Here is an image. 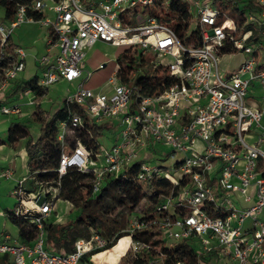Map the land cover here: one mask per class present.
<instances>
[{
    "label": "built area",
    "instance_id": "2783aa9c",
    "mask_svg": "<svg viewBox=\"0 0 264 264\" xmlns=\"http://www.w3.org/2000/svg\"><path fill=\"white\" fill-rule=\"evenodd\" d=\"M177 1L188 5L190 28H196L200 37L196 47L182 45L153 16H127L136 4L151 5L154 0H30L18 3L13 17L0 22V60L9 48L7 38L19 24L39 23L46 28L45 52L36 57L37 84L44 89L58 81L74 86L63 100L68 116L56 132L61 147L58 174L67 169L91 174L92 193L100 190L106 177H126L133 166L138 180L169 181L171 192L155 205L154 217L132 218L131 232L154 225L171 241L193 240L196 264H208L211 257L216 264L218 258L224 264H264V28L260 38L252 37V27L264 26V8H243L247 28L237 32L235 21L217 2L238 0ZM247 1L239 0L238 5ZM255 1L264 7V0ZM97 41L116 47L135 44L142 54L155 53V63L166 67L174 82L158 94H143L135 78L148 76L146 68L123 81L116 63L101 84L85 86L92 75L83 68L85 49ZM226 45L244 56L234 68L221 65V57L232 53L223 52ZM12 54L0 77V115L8 119L22 115L23 103L3 95L24 70L27 53L14 47ZM252 87L260 90L262 104L247 100ZM21 96L34 104L30 89ZM104 121L115 132L109 147L99 142L92 152L80 141L70 146L67 137L75 129ZM157 144L169 152L153 163L149 150ZM0 177L12 179L13 171L3 168ZM32 178L27 174L15 180L12 213L31 218L35 237L25 242L0 232V259L6 264H87L83 256L91 257L93 250L105 245L104 239L96 234L79 237L66 253L45 249L43 224L58 187L35 181L38 186L31 189L24 184ZM128 236L133 253L148 247ZM158 254L162 261L163 254Z\"/></svg>",
    "mask_w": 264,
    "mask_h": 264
},
{
    "label": "trees",
    "instance_id": "16d2710c",
    "mask_svg": "<svg viewBox=\"0 0 264 264\" xmlns=\"http://www.w3.org/2000/svg\"><path fill=\"white\" fill-rule=\"evenodd\" d=\"M30 0H0V6L3 8V18L9 20L13 17L15 7L18 3L26 4ZM239 0L235 4L217 2L220 10L236 23L237 32H242L247 27L243 25L244 17L242 10L248 7L253 10H261L262 7L255 0H248L244 6L238 5ZM127 16L131 14L137 15L139 18L148 14L169 29L178 38L179 42L184 46L196 47L200 44L198 30L191 29L193 18L188 11V5L185 2L171 0L168 5L164 4V0H154L151 5L136 4L126 11ZM36 18L40 17L39 12H34ZM262 27H252L253 38H260V29ZM8 50L5 58L0 60V69L10 63L13 59V44L10 36L7 38ZM121 48L116 55V63L119 65L121 78L128 81L132 78L133 73L140 69L146 68L149 75H137L135 78L136 88L143 94L154 95L162 92L170 84L174 82V78L169 75L168 69L160 64L155 63L154 53L142 54L135 44L118 46ZM223 52L235 53L236 50L228 45L223 47ZM1 77V72H0ZM12 82V81H11ZM14 85L7 94L8 98H19L26 89H30L34 93V106L32 117L39 124L38 136L35 140L26 131L24 140V148L27 154V174L33 178L26 182L27 187L31 189L37 188L35 181L45 186L58 187L57 199L69 202L77 214L62 223H49L44 220L43 228L45 232L44 248L49 250L53 248L59 253H66L73 247V242L79 237H89L96 234L101 238H107L102 248L95 249L93 254V264H196L197 255L195 253V244L193 240L178 241L169 245L160 244L154 239L159 234L157 227H151L136 230L135 232H127L124 229V223H118L116 220H107L102 218L99 208L102 198L105 194L110 195L121 205L127 206L129 211L137 206L141 199L145 198L154 206L163 200V197L171 192V184L163 178H152L149 180H138L135 178L136 167L133 166L130 173L126 177L108 176L106 177L102 187L97 193H92L91 174L78 171L76 169H67L63 174H58V167L61 147L56 139V132L60 121L66 120L68 116L67 107L62 105L57 108L49 117L42 112L38 104V100L42 97L47 89L37 84V76H33L28 80H13ZM10 123H16L17 118H9ZM21 126L27 127L26 124L20 123ZM88 128L75 129L70 137H67L70 146H74L76 141L83 143L88 149L94 152L97 149L99 141L97 138L103 133V130L110 128L111 124L104 121L99 124L89 125ZM9 136V135H8ZM9 140V139H8ZM6 140V142H9ZM5 140L0 139V143ZM178 187L175 186V193ZM16 202L14 203V205ZM13 208V207H12ZM12 208L7 210L4 215L18 229L19 238L25 242H31L36 234L35 226L30 222V217L26 215L15 216ZM210 214V213H209ZM155 213L147 216H140L138 219L148 221L154 217ZM132 241H141L148 247H143L133 255L123 254V245L121 241H128L129 236ZM50 251V250H49ZM158 252H161L162 261ZM89 254L83 256V261L89 264Z\"/></svg>",
    "mask_w": 264,
    "mask_h": 264
},
{
    "label": "rangeland",
    "instance_id": "374dc122",
    "mask_svg": "<svg viewBox=\"0 0 264 264\" xmlns=\"http://www.w3.org/2000/svg\"><path fill=\"white\" fill-rule=\"evenodd\" d=\"M0 22H7L6 19L3 18V8L0 6ZM44 28L39 26V24L32 23H21L19 26L14 28L11 33V39L13 42L19 46H21L26 52L31 48L39 49L40 52L44 51L45 46L42 41V31ZM121 48L112 46L100 41L95 42L91 47L85 49L84 56V66L83 68L86 71H91L93 75L90 77L89 81L85 83V86H97L95 84L99 83L104 77L111 74L116 66V55ZM44 53V52H43ZM152 53V52H151ZM154 60H157L158 57L154 53ZM244 56L241 53H231L226 54L221 57V65L226 69L228 67L234 68L236 67L242 60ZM104 63L103 68H98V64ZM5 66V64H3ZM31 69H27L25 74L30 72ZM1 72V69H0ZM74 86L65 81H58L54 84L48 86L46 93L39 98L38 104L40 109L46 116H50L57 108L62 105L64 98L73 92ZM249 97L247 100H254L259 105L262 104L261 96L259 95L260 90L252 87L248 91ZM5 97V95H3ZM24 97L20 96L16 100L19 103H24ZM24 104H22V107ZM33 104L30 107H25L24 109L30 110L27 114L21 115L17 118L16 123H10L7 116L0 115V139L7 144H16L21 142V137H25L26 131L35 140L38 136L39 124L32 117V112L34 109ZM7 117V118H6ZM20 123H24L27 127H23ZM9 135V136H8ZM115 137V132L113 129L106 128L103 133L97 138V140L102 143L105 147H109L112 143V140ZM9 139V140H8ZM8 140L9 142H6ZM5 144L4 151H0V155L6 152V154H10L12 156V152L14 149L8 148ZM149 150L152 154V162H157L156 160L162 159L165 156L162 155L163 152H169L168 148H162L159 144L154 145ZM15 153V165L14 167L19 171L20 175H26V170L23 164V155L16 151ZM14 156V154H13ZM18 163V164H17ZM11 166L9 161H1V166ZM27 185L26 183L24 184ZM15 187L13 186L10 179H5L0 177V232L6 233L11 237L17 236V228L14 224H12L7 217L4 215L7 209H11L14 206L16 201V197L13 195L12 190ZM99 212L104 219H114L118 223H124V229L127 232H131L129 227V222L132 218H137L140 216H147L151 213H154V206L147 199L143 198L137 204V206L133 209V211H129L127 206L121 205L116 200H114L110 195L105 194L100 203ZM77 214L76 210H74L71 204L65 200L57 199L53 205V211L50 217L47 218L49 223H62L68 219H72ZM104 241H107V238H103ZM154 239L158 240L157 248L160 247V244L169 245L172 243L171 240L164 238L160 233L154 236ZM174 242V241H173ZM121 245L123 248L126 247L127 241H121ZM50 251H55L53 248L49 249ZM128 255H133V252L128 250ZM215 257H211L208 260V264H216L214 262ZM225 260L218 258L217 264H224Z\"/></svg>",
    "mask_w": 264,
    "mask_h": 264
},
{
    "label": "crops",
    "instance_id": "0c3cea01",
    "mask_svg": "<svg viewBox=\"0 0 264 264\" xmlns=\"http://www.w3.org/2000/svg\"><path fill=\"white\" fill-rule=\"evenodd\" d=\"M28 23H32V22H28ZM32 24H39V23H32ZM39 26H41L42 28H44V30L42 31V43H43V45L45 46V42H44V37H45V33H46V28L43 26V25H41V24H39ZM10 41H11V43L13 44V46L14 47H21V46H19V45H17V44H15L14 42H13V40L11 39V36H10ZM101 42V41H100ZM103 43H105V42H103ZM106 44H108V43H106ZM110 45V44H109ZM22 48V47H21ZM43 52H45V48H44V51ZM43 52H40L39 51V49H35V48H31L29 51H27L26 53H27V55H26V58H25V68H24V70L22 71V73L18 76V78H17V80H20V79H23V80H28V79H30L31 77H33V76H38L39 75V72H40V68H39V66H38V63H37V61H36V57H38V56H40V55H42L43 54ZM102 64H104V63H102ZM105 65V64H104ZM31 69V71L30 72H28V73H26L25 74V72H26V70L27 69ZM92 75H93V73H92ZM91 75V76H92ZM110 75V74H109ZM109 75L108 76H106V77H104L102 80H100V82L99 83H97V84H95V85H99V84H101L103 81H105L108 77H109ZM90 79V78H89ZM89 81V80H88ZM13 85H14V82L12 81L11 83H10V85L7 87V89H6V91L4 92V95H5V97L4 98H6V99H8V100H16V99H12V98H8V96H7V94L11 91V88L13 87ZM89 86V85H88ZM94 86V85H93ZM92 86V87H93ZM27 100V97H25V99H24V105L23 106H25V107H30V106H32V105H30V104H27V103H25V101ZM17 101V100H16ZM25 107H22V105H21V111H22V115H25V114H27L30 110H26V109H24ZM7 118V117H6ZM5 142H1L0 143V151L1 152H3L4 151V147H5ZM7 146H8V148H10V146H11V149H14L13 150V152H12V156H10V154H6V152H4L3 154H1L0 155V160L1 161H9V163L11 164V166H1L0 167V170L1 169H3V168H10L12 171H13V178L12 179H10L11 180V182H12V184H13V186L15 185V180L16 179H18V178H20V177H22V176H25V175H20V173H19V171L14 167V165H15V156H17V154L15 153V148L17 149L16 151H18L19 153H21L22 155H23V164L22 165H25L24 166V168H25V170H26V172H27V154H26V151H25V148H24V140H23V138H21V142L19 143H16V144H9V143H7L6 144ZM13 154H14V156H13ZM18 164V163H17ZM26 175H27V173H26ZM7 210H9V209H7ZM6 210V211H7ZM52 211H53V209H52ZM51 214H52V212L50 213V215H49V217L51 216ZM17 228V227H16ZM6 234V233H5ZM8 235V234H7ZM9 237H11L10 235H8ZM11 238H19V235H18V229H17V236L16 237H11ZM93 256V255H92ZM92 256L91 257H89L88 258V260H89V264H93V261H92ZM0 264H6V259H4V258H1L0 259ZM87 264H88V261H87Z\"/></svg>",
    "mask_w": 264,
    "mask_h": 264
},
{
    "label": "bare ground",
    "instance_id": "6f19581e",
    "mask_svg": "<svg viewBox=\"0 0 264 264\" xmlns=\"http://www.w3.org/2000/svg\"><path fill=\"white\" fill-rule=\"evenodd\" d=\"M129 244H130V238H129V240L127 241V245H126V247L123 248V251H122L123 254H126L127 251L129 250Z\"/></svg>",
    "mask_w": 264,
    "mask_h": 264
}]
</instances>
